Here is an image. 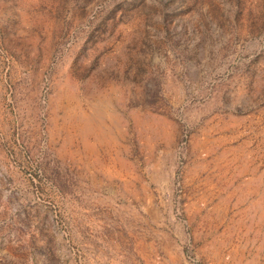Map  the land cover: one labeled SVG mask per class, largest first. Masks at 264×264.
<instances>
[{
	"label": "rangeland",
	"instance_id": "rangeland-1",
	"mask_svg": "<svg viewBox=\"0 0 264 264\" xmlns=\"http://www.w3.org/2000/svg\"><path fill=\"white\" fill-rule=\"evenodd\" d=\"M0 264H264V0H0Z\"/></svg>",
	"mask_w": 264,
	"mask_h": 264
}]
</instances>
